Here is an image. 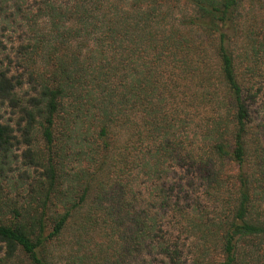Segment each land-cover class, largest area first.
Segmentation results:
<instances>
[{
	"label": "trees",
	"instance_id": "1",
	"mask_svg": "<svg viewBox=\"0 0 264 264\" xmlns=\"http://www.w3.org/2000/svg\"><path fill=\"white\" fill-rule=\"evenodd\" d=\"M264 0H0V264H264Z\"/></svg>",
	"mask_w": 264,
	"mask_h": 264
},
{
	"label": "rangeland",
	"instance_id": "2",
	"mask_svg": "<svg viewBox=\"0 0 264 264\" xmlns=\"http://www.w3.org/2000/svg\"><path fill=\"white\" fill-rule=\"evenodd\" d=\"M264 112V108L262 109V113Z\"/></svg>",
	"mask_w": 264,
	"mask_h": 264
}]
</instances>
